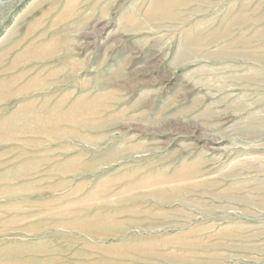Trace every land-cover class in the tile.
<instances>
[{
    "label": "rangeland",
    "instance_id": "1",
    "mask_svg": "<svg viewBox=\"0 0 264 264\" xmlns=\"http://www.w3.org/2000/svg\"><path fill=\"white\" fill-rule=\"evenodd\" d=\"M0 264H264V0H0Z\"/></svg>",
    "mask_w": 264,
    "mask_h": 264
}]
</instances>
